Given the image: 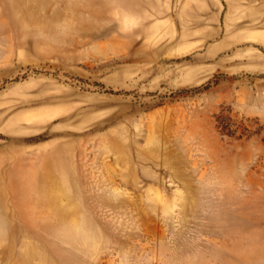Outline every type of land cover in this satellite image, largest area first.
I'll list each match as a JSON object with an SVG mask.
<instances>
[{"label": "rangeland", "instance_id": "rangeland-1", "mask_svg": "<svg viewBox=\"0 0 264 264\" xmlns=\"http://www.w3.org/2000/svg\"><path fill=\"white\" fill-rule=\"evenodd\" d=\"M0 264H264V0H0Z\"/></svg>", "mask_w": 264, "mask_h": 264}]
</instances>
